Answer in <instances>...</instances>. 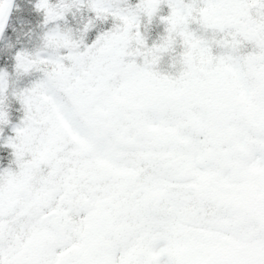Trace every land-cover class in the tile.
I'll use <instances>...</instances> for the list:
<instances>
[{
	"label": "snow or ice",
	"instance_id": "snow-or-ice-1",
	"mask_svg": "<svg viewBox=\"0 0 264 264\" xmlns=\"http://www.w3.org/2000/svg\"><path fill=\"white\" fill-rule=\"evenodd\" d=\"M0 264H264V0H0Z\"/></svg>",
	"mask_w": 264,
	"mask_h": 264
}]
</instances>
